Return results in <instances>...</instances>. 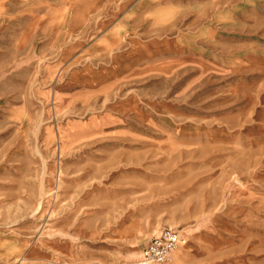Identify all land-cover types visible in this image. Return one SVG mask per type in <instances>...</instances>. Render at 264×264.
Segmentation results:
<instances>
[{
    "label": "rangeland",
    "instance_id": "obj_1",
    "mask_svg": "<svg viewBox=\"0 0 264 264\" xmlns=\"http://www.w3.org/2000/svg\"><path fill=\"white\" fill-rule=\"evenodd\" d=\"M164 229L167 264H264V0H0V264Z\"/></svg>",
    "mask_w": 264,
    "mask_h": 264
},
{
    "label": "built area",
    "instance_id": "obj_2",
    "mask_svg": "<svg viewBox=\"0 0 264 264\" xmlns=\"http://www.w3.org/2000/svg\"><path fill=\"white\" fill-rule=\"evenodd\" d=\"M186 244V238L177 230L164 229L154 236L143 251L141 264H167L173 254Z\"/></svg>",
    "mask_w": 264,
    "mask_h": 264
},
{
    "label": "bare ground",
    "instance_id": "obj_3",
    "mask_svg": "<svg viewBox=\"0 0 264 264\" xmlns=\"http://www.w3.org/2000/svg\"><path fill=\"white\" fill-rule=\"evenodd\" d=\"M118 31V30H117ZM139 250V249H138ZM133 251V250H132ZM115 256H117V255H115ZM132 256H135V258H138V257H140V253H136V255H133L132 254ZM127 257V256H126Z\"/></svg>",
    "mask_w": 264,
    "mask_h": 264
}]
</instances>
